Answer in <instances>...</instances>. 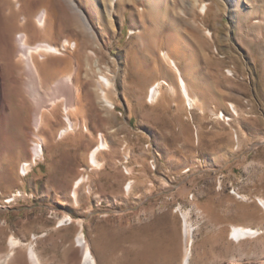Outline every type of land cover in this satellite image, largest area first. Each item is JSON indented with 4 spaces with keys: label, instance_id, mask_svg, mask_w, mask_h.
Returning <instances> with one entry per match:
<instances>
[{
    "label": "rangeland",
    "instance_id": "obj_1",
    "mask_svg": "<svg viewBox=\"0 0 264 264\" xmlns=\"http://www.w3.org/2000/svg\"><path fill=\"white\" fill-rule=\"evenodd\" d=\"M60 1L29 14L48 11L38 41L59 52L40 65L50 76L42 92L71 75L74 127L60 137L62 98L35 127L14 70L0 129L1 264H30L29 247L39 264H79L80 231L97 264H181L184 212L189 264H264V0H71L86 31ZM65 216L72 223L43 236ZM233 226L257 233L235 242ZM11 237L19 246L8 254Z\"/></svg>",
    "mask_w": 264,
    "mask_h": 264
},
{
    "label": "bare ground",
    "instance_id": "obj_2",
    "mask_svg": "<svg viewBox=\"0 0 264 264\" xmlns=\"http://www.w3.org/2000/svg\"><path fill=\"white\" fill-rule=\"evenodd\" d=\"M18 4L19 10H23L25 22L30 23L28 30H24L17 20V11L13 7L12 0H0V129L8 123L7 112L9 104V91L13 86H18V81L14 78V70H18L16 75L23 76L21 79V89L26 93L32 104V117L35 127H39L41 123V114L43 111L53 112L58 106L59 98H62V111L65 114V121L67 127L60 132V137L73 131L72 122L69 120L68 115L72 113L75 107L73 103V83L72 77L64 76L54 81L49 88V92L43 93L42 89L50 81L49 74L43 72L40 65L46 62V58L50 55L57 54L59 50L55 45L50 42H39L38 33L45 32L47 24L49 22V14L46 9L39 12H34L31 19L30 14L37 6V1L28 0L22 4L20 0H14ZM151 7H155L157 0H150ZM62 6H65L64 11H68L71 17L75 20V27L88 30L87 21L83 13L77 7V5L71 0H61ZM159 4V3H158ZM157 7V6H156ZM7 8L10 12L6 14ZM11 8V9H10ZM21 13V12H20ZM32 14V13H31ZM62 47H66L69 44L68 40H64ZM178 85L182 96L190 104L193 100L190 98V94L187 89L186 82L181 77L177 68H175ZM102 83V81H101ZM104 83V82H103ZM109 83L107 82V85ZM106 85V83L102 84ZM101 86V85H100ZM48 91V90H47ZM159 95V84L153 86L148 92V98L150 101L157 99ZM103 98V96H102ZM105 99V98H104ZM57 110V109H56ZM6 127V126H5ZM99 144L95 150L89 155V163L92 168H99V162L96 155L100 151L107 149L102 137H99ZM33 160L39 158L42 155L41 146H35L32 150ZM26 166V165H25ZM24 170H27L28 167ZM80 180L75 182L74 188L80 184ZM128 189V188H127ZM128 191V190H126ZM72 197L75 198V191L72 192ZM14 196L11 197L13 201ZM263 210L264 202L259 200ZM182 229L181 235L185 244L184 254L181 260V264H189L190 247L192 245L193 228L188 221V213H181ZM72 223V220L65 216L59 222L58 226H65ZM257 231L244 226H233L230 229L229 237L235 242H239L241 239L249 238L256 235ZM19 246V242L14 238H9L7 241L8 254H11L15 248ZM30 246V245H29ZM75 246L80 250V262L79 264H97L93 257L89 245L84 240L83 234L80 231L75 238ZM7 257V256H6ZM27 259L30 264H39L38 258L32 247H29L27 251ZM1 264V261H0Z\"/></svg>",
    "mask_w": 264,
    "mask_h": 264
},
{
    "label": "crops",
    "instance_id": "obj_3",
    "mask_svg": "<svg viewBox=\"0 0 264 264\" xmlns=\"http://www.w3.org/2000/svg\"><path fill=\"white\" fill-rule=\"evenodd\" d=\"M72 192V191H71ZM46 193H54V190L52 188H49ZM66 226H58V222L57 224H52L49 228V230L43 234V236H47L48 233H50L51 231H57L58 229H61V228H65Z\"/></svg>",
    "mask_w": 264,
    "mask_h": 264
},
{
    "label": "built area",
    "instance_id": "obj_4",
    "mask_svg": "<svg viewBox=\"0 0 264 264\" xmlns=\"http://www.w3.org/2000/svg\"><path fill=\"white\" fill-rule=\"evenodd\" d=\"M24 175H26V172L24 173ZM4 202H7V199H6V200H4Z\"/></svg>",
    "mask_w": 264,
    "mask_h": 264
}]
</instances>
